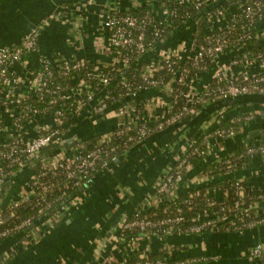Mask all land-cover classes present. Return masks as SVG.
Listing matches in <instances>:
<instances>
[{"label": "built area", "instance_id": "obj_1", "mask_svg": "<svg viewBox=\"0 0 264 264\" xmlns=\"http://www.w3.org/2000/svg\"><path fill=\"white\" fill-rule=\"evenodd\" d=\"M177 1L180 6L186 8L184 15L181 16V19H184L181 22L187 20L183 26H193L189 40L180 42L174 48H162L150 62L142 63L140 68L134 67L135 63L142 62L143 57L148 56L160 40H164L165 29L174 22L173 17L175 18L177 9L170 10L166 0H152L151 3L143 5L144 8L135 7L122 12L110 10L107 13L102 27L106 31V40L114 57V62L108 65H94L83 59L40 56V67L29 69L28 58L39 51L42 28L47 22L30 30L17 45L0 47V106L12 121V124L7 126L0 115V133L6 135L4 141L0 143V184L6 175L2 167L4 164L23 165L30 159L42 160L39 169L32 172L25 189L21 192V197L6 205L10 210L13 211L22 203L36 199L38 212L43 214L53 203L68 199L71 189L87 186L97 173L108 170L133 146L142 144L150 136L178 124L186 117L198 114L196 104L203 94V89L213 81L222 84L214 90L213 101L264 95V54L260 51L254 53V46L248 43L251 39H256L259 43L264 36V32L256 34V26L264 14V0H235L230 2L229 6L225 5L227 0ZM203 7H206L205 14L209 21L207 30L209 35L206 36L205 43L198 42L195 38L199 20H193L196 12ZM240 17H245L247 24L243 28L244 34L235 37L232 32ZM231 49L238 52L231 63L219 64V56ZM89 64L92 66L91 69ZM241 65L246 67L256 65L259 72L251 74L243 70L236 74L233 71L234 67ZM104 66H109V69L107 71L101 69ZM17 68L22 72H18ZM134 68L140 72L142 81L140 90L134 89L133 79L126 77V73L122 74V71ZM163 68L172 77L170 81L163 83L162 89H158L157 87L162 84V78L158 77V73ZM193 70L197 72L190 78ZM207 71H210V80L200 87H195L198 76ZM119 84L121 90L117 91ZM176 84L186 87L187 92L179 94L186 97V103L173 113L172 102L178 97L173 90V85ZM144 89H155L160 94L136 105L134 98H137ZM206 94L211 95L210 92ZM164 96L172 98L171 105L165 110ZM30 100H34L37 105L34 106ZM162 108L158 114V110ZM85 110L95 120L116 117L119 121L117 128L94 138L93 143L91 139L81 142L73 139L70 146H62ZM255 116L256 114L244 117L239 115L233 118V122L242 123L241 128H218L220 121L225 117L223 113L217 114L214 122H207L201 132L206 151L196 146L194 139L186 143L175 156L173 163L163 170L151 195L125 219L122 230L139 229L144 235L156 233L158 236L176 233L201 234L206 227H213L214 231L221 224L230 222L233 219L232 215L214 212L199 216L197 220H204L199 225L183 229L179 226L184 221L182 215L153 220L150 211L223 177L199 172L190 181L192 185H200L199 187L183 194L178 191L187 173L195 167L191 165L189 157L208 156L214 141H223L241 134L245 123ZM150 119H155L154 126L149 125ZM29 125L34 128L33 136H30V130L27 131ZM244 142L249 145L247 153L251 157L260 152L264 153V132L260 134L257 142ZM59 148L62 150L56 154L44 156L45 153ZM235 154L236 150L228 156H223L226 157L224 161L223 157L214 160L223 164L225 177H230L238 169L236 159L232 158ZM244 182L239 179L237 183L238 199L235 201V208L239 207L240 201L244 198ZM215 192L210 191L208 194L221 195L220 192ZM78 195L53 218L41 225L54 221L57 214L71 205ZM4 207L0 209V224L5 223V218L1 215ZM130 217L132 218L129 219ZM260 222L253 221L248 228L255 227V224ZM29 224L31 219H24L13 228L0 231V239L20 233L22 228ZM229 230L230 228L226 226L225 231ZM248 256L254 264H264V243H256ZM145 257H148V253ZM198 262H200L198 259L172 262L167 258V261L158 260L155 263L139 261L136 264H198ZM111 263L125 262L107 260L103 264Z\"/></svg>", "mask_w": 264, "mask_h": 264}, {"label": "crops", "instance_id": "obj_2", "mask_svg": "<svg viewBox=\"0 0 264 264\" xmlns=\"http://www.w3.org/2000/svg\"><path fill=\"white\" fill-rule=\"evenodd\" d=\"M151 2L152 0H0V47L17 45L30 30L47 22L42 28L39 51L28 58L29 69L40 67V56L83 59L94 65H108L114 62V57L106 40V31L102 27L107 13L110 10L122 12L135 7L144 8L143 5ZM192 30L191 25L171 32L148 56L143 57L142 62L135 63L134 67L140 68L142 63L150 62L162 48H174L180 42L189 40ZM260 32H264V14L256 26V34ZM259 43L258 47L263 48L264 36ZM237 53L234 49L227 50L219 56L218 63H231ZM243 70L251 74L259 72L256 65L235 66L233 69L236 74ZM17 71L22 72L19 68ZM209 80L210 71H207L198 76L194 85L200 87ZM158 94V90L144 89L134 98V103L139 105ZM163 99L165 110L171 105L172 98L164 96ZM247 101L225 114L224 118H235L250 111L255 112V118L245 123L241 134L223 141H214L205 161L189 171L180 183L179 193L183 194L200 186L192 185L190 181L206 162L232 154L244 141H258L263 132L261 129L264 128V103ZM163 108L158 110V114ZM216 109L218 108L213 106L186 117L178 124L150 136L142 144L133 146L108 170L97 173L92 182L81 190L78 198L61 210L54 221L37 227L29 234L17 233L2 240L0 263L127 262L134 252L144 249L146 253L165 250V256L170 261L198 259V264H254L248 255L256 243H264V225L239 232L176 233L166 238L152 234L130 238L122 233L125 219L151 195L163 170L173 163L177 153L186 143L201 134L207 122H214L218 114ZM0 115L5 125L12 124L10 116L1 106ZM78 120L65 141L93 139L115 130L119 123L116 117L95 120L87 110L81 113ZM33 129L32 125L27 128L30 136L35 134ZM5 138L6 135L0 133V143ZM32 172H23L21 169L10 178L6 187L1 186L0 209L21 197ZM231 177L241 179L251 187H264V153L251 157L249 163L226 178Z\"/></svg>", "mask_w": 264, "mask_h": 264}, {"label": "trees", "instance_id": "obj_3", "mask_svg": "<svg viewBox=\"0 0 264 264\" xmlns=\"http://www.w3.org/2000/svg\"><path fill=\"white\" fill-rule=\"evenodd\" d=\"M235 0H227L225 3L226 6H229L230 2ZM167 4L169 5V9L176 8L177 14L175 16L174 22L171 26L165 29V32L163 34V39H166L167 36L173 32L178 30L179 28L183 27V24L187 22H181L184 19H181V16L184 15V12L186 8L184 6H180L178 4L177 0H166ZM170 9V10H171ZM141 11V9H139ZM124 13V12H123ZM143 13V12H142ZM206 7H203L199 11L196 12L193 20H199V25L196 29V39L198 42L205 43L206 42V36L209 35L207 30L209 28V21L206 17ZM247 24L245 17H240L239 21L235 25L232 35H235V37H239L242 34H244V26ZM161 41V40H160ZM159 41V42H160ZM248 43L251 45H254V53L260 51L264 54V47L259 48V43L256 41V39L248 40ZM88 64V63H87ZM89 68L91 69L92 66L89 64ZM101 69L107 71L109 69V66H104ZM197 72V70H193L190 74V78L193 77V75ZM126 73V77L133 79L134 89L140 90L139 86L142 85V81L140 79V72L136 71L135 69L132 70H125L122 71V74ZM158 77L162 78V84L159 85L157 88L162 89L163 83H166L171 80L172 75L165 69H161L158 73ZM222 84H217L216 82H212L208 87L203 89V94L200 96L199 102L196 104L199 112H203L206 109H210V107L215 106L218 114L223 113L224 115L228 112L233 111L236 107L239 105L246 104L248 102L247 100H250L251 102H259L264 103V95H252V96H244V97H234L229 99H218L213 101V93L214 90L217 89ZM121 90L120 84L117 85V91ZM174 94L178 95L177 99H174L173 103V109L172 112H177L185 103H186V97L179 94L183 92L186 93V87L183 85H173ZM122 92L124 90L122 89ZM206 92H210L211 95H207ZM247 99V100H246ZM245 100V101H244ZM30 102L36 106L37 103L34 100H30ZM255 115V112H247L245 115H241V117H244L246 115ZM156 123L155 119H150L149 125L154 126ZM242 123L241 122H233V118L228 117L224 118L220 121L218 128H228V127H236L241 128ZM96 138V137H95ZM202 136L199 134L194 138L195 145L199 146L201 150L206 151V144L202 143ZM91 139L92 143L94 141ZM249 148V145H247L245 142L241 143L236 148V154L232 158L236 159L238 168L246 165L249 163L251 159V155L247 153V149ZM206 155H193L189 157V161L191 162V165L198 166L200 163L205 161ZM226 160V157H223V161ZM42 160L41 159H30L27 164H16L7 166L4 164L2 167L4 168L5 176L1 180V185L6 187V183L4 182L6 178H12L14 175L22 169L23 172L30 171H37L40 167ZM222 165L220 162L213 161V162H206L203 167L201 168V173H207L209 175H221V177L218 181H215L212 184L204 185L196 190H193L190 193H186L178 197L174 201L167 202L163 205H160L156 209L150 211V215H152L153 220H161L168 216H175V215H182L184 217V221L179 224L180 227L183 229H190L194 225H199L204 220H197L199 219V216L203 214H211L214 212L218 213H226L233 216V219L228 222L221 224L218 226L217 230L213 231V227H206L201 233L203 234H210L213 232H239L243 231L248 228V226L253 221L260 220V223L255 224V227H259L261 225H264V187L262 188H254L251 186H248L246 182L243 183L245 187L244 192V198L240 201V205L238 208H235V201L238 199L237 195V183H239V179L236 177L226 178L225 175V169L222 168ZM12 172V173H11ZM10 173V174H9ZM4 189V188H3ZM210 191L214 192H220L221 195L217 196L216 194H208ZM81 187H75L69 191L70 197L65 200H61L59 202H55L52 204V206L44 211L43 214H40L38 211L39 206L37 205V200L33 199L30 202H24L17 208H15L13 211L9 209L8 206H5L2 211L1 215L5 218V223L0 224V231L6 229V228H13L18 223H20L24 219H31V224L25 226L21 230V234H29L34 229H36L38 226H40L42 223H44L46 220L53 218L56 213L66 206V204L74 198L76 195L80 194ZM215 192V193H216ZM49 198H51L49 196ZM52 199V198H51ZM11 212H13V215L11 216ZM130 217L129 219H131ZM229 227V231H225V227ZM157 230V229H153ZM123 235L130 237V238H137L142 235H144L143 231L139 229L131 230H122ZM17 234V233H16ZM155 235H159L154 233ZM162 238L168 237L167 235H160ZM4 240L0 239V242ZM166 251L161 250L156 253H148V257H145L146 252L144 249H140L136 252H134L132 258L125 262L124 264H136L139 261H149V262H157L158 260L167 261V257L165 256ZM172 262H176L172 261ZM115 264V263H111Z\"/></svg>", "mask_w": 264, "mask_h": 264}, {"label": "water", "instance_id": "obj_4", "mask_svg": "<svg viewBox=\"0 0 264 264\" xmlns=\"http://www.w3.org/2000/svg\"><path fill=\"white\" fill-rule=\"evenodd\" d=\"M249 101H250V100H249ZM261 131L264 132V128H262ZM257 132H259V131H257ZM72 140H73V139H69L68 141H64V142L62 143V146H66V147H67V146L71 145ZM68 142H69L70 144H68ZM60 150H62V149L59 148V149H57V150H55V151H53V152H51V151H50V152H47V153H45L44 156H51V155H53V154H56V153L59 152ZM10 180H11L10 178H6L4 182H5V183H9ZM1 186H2V185L0 184V188H1ZM85 187H86V186H83V187L81 188V190L85 189Z\"/></svg>", "mask_w": 264, "mask_h": 264}]
</instances>
